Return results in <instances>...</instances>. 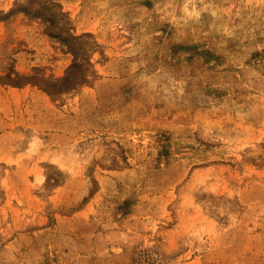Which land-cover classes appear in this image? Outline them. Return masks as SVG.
<instances>
[{
  "label": "rangeland",
  "instance_id": "rangeland-1",
  "mask_svg": "<svg viewBox=\"0 0 264 264\" xmlns=\"http://www.w3.org/2000/svg\"><path fill=\"white\" fill-rule=\"evenodd\" d=\"M0 264H264V0H0Z\"/></svg>",
  "mask_w": 264,
  "mask_h": 264
}]
</instances>
